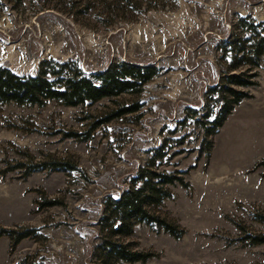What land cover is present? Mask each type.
Here are the masks:
<instances>
[{
  "label": "rangeland",
  "instance_id": "1",
  "mask_svg": "<svg viewBox=\"0 0 264 264\" xmlns=\"http://www.w3.org/2000/svg\"><path fill=\"white\" fill-rule=\"evenodd\" d=\"M238 17L264 21V0H0V64L17 74L35 75L49 58L88 76L118 61L159 69L140 91L94 103L0 104V264H99L104 199L129 188L152 149L181 136L164 168H187L188 187L170 186L156 212L182 236L133 225L123 240L155 256L132 264H264V246L244 239L264 232V68L207 158L187 115L219 81V46ZM49 160L77 168L25 176L20 166ZM23 229L34 234L16 244L1 232Z\"/></svg>",
  "mask_w": 264,
  "mask_h": 264
},
{
  "label": "trees",
  "instance_id": "2",
  "mask_svg": "<svg viewBox=\"0 0 264 264\" xmlns=\"http://www.w3.org/2000/svg\"><path fill=\"white\" fill-rule=\"evenodd\" d=\"M219 50L224 64L219 81L205 91L203 107L200 110L188 109L191 114H187L194 118L202 133L198 149L206 158L212 148V138L226 115L243 99L251 97L248 88L257 85L258 69L264 68V21L238 17L234 31L220 43ZM158 71L153 65L118 61L88 76L75 61L59 62L49 58L39 62L35 75H20L0 64V104L42 106L50 100L64 106L94 103L123 93L138 92ZM130 108H123L120 113L132 110ZM177 124V129L184 127L186 119H180ZM68 136L73 137L74 133ZM181 139L182 136L165 140L152 149L145 166L140 167L130 179L129 188L117 197L104 199L98 224L102 239L95 252L99 264L144 263L155 256V253L130 247L123 240L132 234L135 224L162 230L175 239L182 236V229L156 212L161 203L171 197L170 186L188 187L184 179L187 168L173 171L164 168L170 157L176 154L169 153V149L179 146ZM167 141L171 143L167 144ZM20 166L26 167L25 176L39 171H72L77 168L66 160ZM257 218L264 223V215ZM1 232L11 239L12 244L34 234L32 229ZM244 236L249 245L264 246V232L246 233Z\"/></svg>",
  "mask_w": 264,
  "mask_h": 264
}]
</instances>
